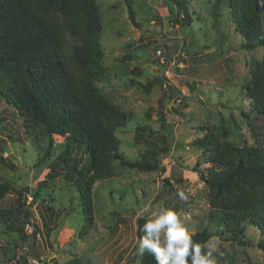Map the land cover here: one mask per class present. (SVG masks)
I'll return each mask as SVG.
<instances>
[{"label":"rangeland","instance_id":"1","mask_svg":"<svg viewBox=\"0 0 264 264\" xmlns=\"http://www.w3.org/2000/svg\"><path fill=\"white\" fill-rule=\"evenodd\" d=\"M131 2L137 26L129 21L124 0H95L105 70L95 86L128 117L115 131L119 152L132 161L153 152L161 170L140 172L113 161L114 175L93 187L92 225L86 231L77 193L62 177L43 190L56 200L39 198L29 208L28 221L17 212L16 194H6L0 208L9 211L27 239L0 222V264H140L142 259L135 258L137 220L148 221L161 208L177 211L190 233L207 230L210 239L218 238L223 253H214L218 264H264L255 227L244 225V245H239L209 219L208 189L198 173L209 166L195 146L204 130L240 146L264 143V118L245 91L263 50L242 48L244 39L234 29L225 0ZM153 80L156 85L145 94L139 86ZM51 140L50 156L37 164L48 137L40 129L27 130L0 96V178L28 190L26 207L49 164L65 149L64 138L53 135ZM76 153L84 165V153ZM181 190L186 200L177 195ZM49 205L55 213L46 229L41 219L47 218Z\"/></svg>","mask_w":264,"mask_h":264},{"label":"trees","instance_id":"2","mask_svg":"<svg viewBox=\"0 0 264 264\" xmlns=\"http://www.w3.org/2000/svg\"><path fill=\"white\" fill-rule=\"evenodd\" d=\"M124 2L129 21L137 26L131 0ZM225 5L235 31L244 39L242 48L260 47L264 52V0L261 4L259 0H225ZM100 33L95 0H0V96L16 110L27 130L40 129L48 137L45 155L37 164L50 156L51 136L65 141V149L49 164L27 207L28 190L0 178V202L6 194H16L17 212L27 221L29 208L39 198L50 203L56 200L43 190L62 177L77 193L86 231L92 225L93 187L96 181L114 175L113 161L140 172L161 170L153 152L140 154L134 161L119 152L115 131L126 125L128 117L95 86L105 73ZM156 83L153 80L139 88L147 94ZM245 91L253 110L264 118V58L251 67ZM195 146L209 166L198 171L208 189L209 219L239 245H244V225L255 227L257 248L264 256V143L240 146L204 130ZM76 150L84 153V165ZM45 209L48 215L41 223L48 229L55 210L50 205ZM0 222L21 240L27 239L13 224L9 211L0 208ZM146 222L137 220L138 238ZM211 237L207 230L193 234L200 244ZM140 264H155V260L145 253Z\"/></svg>","mask_w":264,"mask_h":264},{"label":"clouds","instance_id":"3","mask_svg":"<svg viewBox=\"0 0 264 264\" xmlns=\"http://www.w3.org/2000/svg\"><path fill=\"white\" fill-rule=\"evenodd\" d=\"M181 200H186L184 191H178ZM143 235L135 248V258L139 261L147 253L155 264H218L217 256H223L219 250L218 238H212L204 244L193 240V234L182 224L172 208H161L153 218L140 229ZM203 250V251H202Z\"/></svg>","mask_w":264,"mask_h":264}]
</instances>
